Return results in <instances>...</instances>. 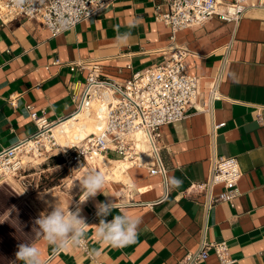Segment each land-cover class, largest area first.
<instances>
[{
  "label": "crops",
  "instance_id": "1",
  "mask_svg": "<svg viewBox=\"0 0 264 264\" xmlns=\"http://www.w3.org/2000/svg\"><path fill=\"white\" fill-rule=\"evenodd\" d=\"M159 5L166 10L163 0H114L57 36L38 18L19 15L0 22V151L37 129L28 104L52 121L69 114L94 63L103 75L124 81L158 65L174 47H185L187 70L200 81L198 99L184 119L162 126L158 144L166 179L175 176L181 185L166 191L162 175L152 174L149 164H136L128 170L133 184L105 180L104 194L83 204L79 188L71 211L79 206L89 225L84 246L56 247L42 235L28 241L38 247L43 264H183L204 238L226 241L233 264H264V8L250 7L237 22L215 16L172 39L170 28L155 18ZM117 29L132 32L126 46L115 40ZM73 64L83 68L75 65L73 70ZM214 78L222 97L211 102ZM217 155L238 159L240 194L234 204L207 207L204 195L189 188L207 180ZM57 156L39 158L35 163L42 167L30 166V171L52 173L59 166ZM14 183L7 184L17 191ZM222 189L216 187L215 193ZM54 198L64 209L70 206L71 200ZM109 201L114 210L107 220L121 213L139 219L134 243L115 248L97 239L96 205ZM6 264L22 262L12 256ZM205 264L222 263L211 250Z\"/></svg>",
  "mask_w": 264,
  "mask_h": 264
},
{
  "label": "built area",
  "instance_id": "2",
  "mask_svg": "<svg viewBox=\"0 0 264 264\" xmlns=\"http://www.w3.org/2000/svg\"><path fill=\"white\" fill-rule=\"evenodd\" d=\"M113 1L36 0L29 10H25L14 7L12 0H0V22L6 23L19 15L38 18L52 36H57L81 21L100 14ZM163 2L166 10L157 6L155 18L170 28L172 39L178 31L203 25L215 16L224 21L237 22L250 7L264 8V0H232L224 3L223 11H218L222 4L220 0ZM188 54L187 48L176 46L158 65L136 71L124 81L103 75L99 64H92L88 67V75L75 108L57 120H49L28 104L27 109L37 129L28 137L0 151V185L8 183L12 177L28 186L27 177L31 175L29 167L32 161H25V154L45 159L60 155L63 158L62 164L73 172L84 171L87 166L100 171L91 162L101 154L116 153L125 160H137L141 152L135 137L138 132H141L156 154L157 164L150 165L151 173L162 175L166 182V168L158 147L162 137L161 128L184 119L200 95L199 78L187 70ZM75 65L83 68L81 64H73V70ZM73 95L76 96L75 89ZM209 97L211 102L222 97L217 78L211 82ZM80 111L95 114L100 124L99 130L83 137L77 135L64 145L61 142L62 133L55 126ZM223 125L225 122L215 127ZM241 176L242 169L236 157L217 155L212 158L207 180L193 184L189 189L201 192L207 207L221 202L234 204L240 194L238 182ZM218 186L223 189L215 193ZM211 250L222 264L235 262L226 241L211 242L204 238L197 250L186 255L183 264H205Z\"/></svg>",
  "mask_w": 264,
  "mask_h": 264
},
{
  "label": "clouds",
  "instance_id": "3",
  "mask_svg": "<svg viewBox=\"0 0 264 264\" xmlns=\"http://www.w3.org/2000/svg\"><path fill=\"white\" fill-rule=\"evenodd\" d=\"M36 0H12V5L19 9L29 10ZM133 21L129 27H134ZM115 40L120 46H126L132 39L131 31L121 33L116 30ZM182 181L175 176H170L165 182L166 191H171L181 185ZM105 176L98 170L90 169L79 181L82 195L80 203L83 204L98 194H104ZM82 197V198H81ZM97 216L99 223L96 226V237L99 241L111 247L120 248L135 242L138 236L139 219L129 216L127 213L114 215L109 221L106 218L113 213V202L98 203ZM35 224L38 225L39 233L50 245L65 247L68 244L73 246H84L86 229L89 225L81 215L78 206L75 211L65 210L63 207L53 204L52 210L42 213ZM15 261L22 264H43L38 247L33 243H20L15 253Z\"/></svg>",
  "mask_w": 264,
  "mask_h": 264
},
{
  "label": "rangeland",
  "instance_id": "4",
  "mask_svg": "<svg viewBox=\"0 0 264 264\" xmlns=\"http://www.w3.org/2000/svg\"><path fill=\"white\" fill-rule=\"evenodd\" d=\"M57 157L54 163L59 166H56L52 173L35 174L30 171L31 175L27 177L28 189L23 190L19 187L18 178L8 182L14 183L16 180L13 186L17 191H14L7 183L0 185V264H6L9 258L15 256L20 243H28L41 236L35 221L42 213L52 210L55 194L64 199L67 198L68 201L71 200L70 206H67L65 210L73 209L76 204V194L80 188L79 181L92 168L87 166L84 171L73 172L62 165L63 159L60 155ZM39 158L43 160V157ZM24 160H31L32 166L42 167L35 163L39 160L37 158L26 159L24 156ZM38 171H40L39 168Z\"/></svg>",
  "mask_w": 264,
  "mask_h": 264
},
{
  "label": "bare ground",
  "instance_id": "5",
  "mask_svg": "<svg viewBox=\"0 0 264 264\" xmlns=\"http://www.w3.org/2000/svg\"><path fill=\"white\" fill-rule=\"evenodd\" d=\"M224 9V3L219 5L218 11H223ZM99 126L100 124L97 121V117L95 114L88 113L86 111H80L74 116L67 117L55 127L62 133L61 142L64 145H67L68 142L77 135L83 137L88 133L97 132L99 130ZM135 137L138 148L141 150V152L137 156L138 160L129 161L123 158H109L107 155L101 154L95 161L91 162L93 166L97 165L100 167L101 173L104 174L106 181L124 180L131 184L132 181L130 180V177L128 175L129 168L136 164L140 166H145L146 164H157L156 154L152 152L149 143H147L146 140L143 138L141 132L136 133ZM24 156L26 157V159H34L31 158L28 154H25ZM37 159H39V157ZM10 176L11 175H9L8 177ZM9 179L11 180L13 178L10 177Z\"/></svg>",
  "mask_w": 264,
  "mask_h": 264
},
{
  "label": "trees",
  "instance_id": "6",
  "mask_svg": "<svg viewBox=\"0 0 264 264\" xmlns=\"http://www.w3.org/2000/svg\"><path fill=\"white\" fill-rule=\"evenodd\" d=\"M63 159V158H62ZM61 163V162H60ZM62 163H63V161H62Z\"/></svg>",
  "mask_w": 264,
  "mask_h": 264
}]
</instances>
